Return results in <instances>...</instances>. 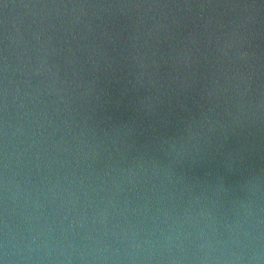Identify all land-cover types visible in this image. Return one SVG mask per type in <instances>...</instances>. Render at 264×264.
<instances>
[{"label": "water", "instance_id": "1", "mask_svg": "<svg viewBox=\"0 0 264 264\" xmlns=\"http://www.w3.org/2000/svg\"><path fill=\"white\" fill-rule=\"evenodd\" d=\"M0 264H264V0H0Z\"/></svg>", "mask_w": 264, "mask_h": 264}]
</instances>
